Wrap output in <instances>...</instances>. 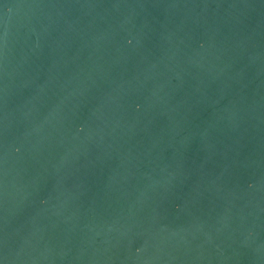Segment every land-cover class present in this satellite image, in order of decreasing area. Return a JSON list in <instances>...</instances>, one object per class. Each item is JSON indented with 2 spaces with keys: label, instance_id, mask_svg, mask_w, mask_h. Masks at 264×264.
Returning <instances> with one entry per match:
<instances>
[{
  "label": "water",
  "instance_id": "95a60500",
  "mask_svg": "<svg viewBox=\"0 0 264 264\" xmlns=\"http://www.w3.org/2000/svg\"><path fill=\"white\" fill-rule=\"evenodd\" d=\"M0 264H264V0H0Z\"/></svg>",
  "mask_w": 264,
  "mask_h": 264
}]
</instances>
